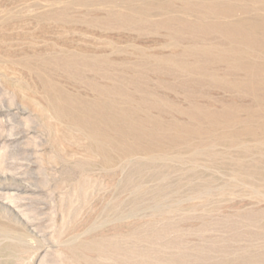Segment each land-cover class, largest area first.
Returning <instances> with one entry per match:
<instances>
[{"label":"rangeland","instance_id":"rangeland-1","mask_svg":"<svg viewBox=\"0 0 264 264\" xmlns=\"http://www.w3.org/2000/svg\"><path fill=\"white\" fill-rule=\"evenodd\" d=\"M0 264H264V0H0Z\"/></svg>","mask_w":264,"mask_h":264},{"label":"bare ground","instance_id":"bare-ground-1","mask_svg":"<svg viewBox=\"0 0 264 264\" xmlns=\"http://www.w3.org/2000/svg\"><path fill=\"white\" fill-rule=\"evenodd\" d=\"M256 25H257V24H256ZM253 28H254V26H253ZM253 28H252V29H253ZM255 28H257V27H255ZM238 29H239V28H238ZM241 29H242V28H241ZM259 29H260V28H259ZM234 30H235V28H234ZM232 31H233V30H232ZM248 31H249V30H248ZM258 31H259V30H258ZM237 32H238V30H237ZM241 32H242V31H241ZM244 32H245V30H244ZM244 32H243V33H244ZM246 32H247V31H246ZM250 32H251V31H250ZM233 33H235V31H234ZM239 34H240V31H239ZM244 34H245V33H244ZM245 35H246V34H245ZM250 35H251V34H250ZM246 36H247V35H246ZM246 36H245V37H246ZM248 36H249V35H248ZM251 36H252V35H251ZM241 37H243V36L241 35ZM256 38H257V37H256ZM251 39H252V38H251ZM248 40L250 41V39H248ZM248 40H247V41H248ZM257 40H258V39H257ZM255 42H256V41H255ZM253 43H254V42H253ZM258 44H260V43H258ZM236 51H237V50H236ZM239 52H240V51H239ZM248 67H249V66H248ZM247 70H248V69H247ZM252 71H253V70H252ZM253 88H254V87H253ZM253 91H254V90H253ZM226 115H228V114H226Z\"/></svg>","mask_w":264,"mask_h":264}]
</instances>
